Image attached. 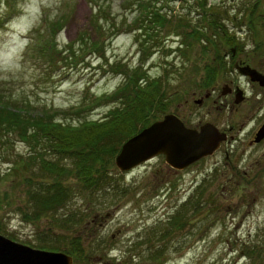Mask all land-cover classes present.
I'll return each instance as SVG.
<instances>
[{"label":"rangeland","instance_id":"1","mask_svg":"<svg viewBox=\"0 0 264 264\" xmlns=\"http://www.w3.org/2000/svg\"><path fill=\"white\" fill-rule=\"evenodd\" d=\"M208 3L214 21L195 23L193 0L144 4L139 0H0V92L11 101L9 107L29 109L32 114L47 110L53 113L52 119L63 123L103 118L120 104V98L109 99L112 92L125 86V78L129 80L112 67L119 63L159 79L152 85L158 88L157 96L146 105L151 123L173 114L185 126L196 128L198 119L216 116L212 119L222 125L236 124L233 130L239 140L230 147L231 162L225 164L223 151L215 152L218 148L177 171L162 155L123 172L112 162L108 170L112 183L128 192L119 195L109 186L111 190L95 193L91 201L78 183L71 202L56 215L68 213L67 208L80 221L63 225L53 213L30 219L26 182L28 176L35 179L36 175L22 168L33 141L15 134L3 136L0 139H7L0 141V234L30 247L56 234H62L61 247L80 239L73 264H264V147L249 146V134L238 129L244 118L264 115V94H258V81L234 67L242 60L243 65L264 72V0ZM146 6H150L149 14L162 6L168 15L176 16L162 28L155 24L149 29L143 19ZM184 8L191 9L189 23L180 19L188 10ZM122 20H126L123 27L119 26ZM133 20L129 29L126 24ZM52 27L58 28L54 37ZM193 30H197L194 36ZM154 37L160 38V45L150 47L142 60L141 39L151 46ZM82 39L86 45H80ZM233 48L237 50L234 58ZM205 74L216 80L208 90L217 87L212 98L232 82L247 96L260 97L257 108H249L252 100L235 102L233 96L217 98L219 102L226 99L228 107L209 111L210 101L198 105L195 100L203 98L209 86L204 84ZM139 84L145 87L148 82ZM80 108L84 110L78 117L74 111ZM190 110L196 122L189 124L181 115ZM19 160L21 168L15 169L14 162ZM195 200L199 205L193 209L189 206ZM186 210V219L174 231L169 246L165 241L154 243L168 246L167 251L157 260L149 259L144 235L161 233L160 226L174 213Z\"/></svg>","mask_w":264,"mask_h":264},{"label":"trees","instance_id":"2","mask_svg":"<svg viewBox=\"0 0 264 264\" xmlns=\"http://www.w3.org/2000/svg\"><path fill=\"white\" fill-rule=\"evenodd\" d=\"M139 1L141 4H144L148 0ZM193 2L196 4L194 6L195 10H193L196 13L195 23L204 21L207 18L209 20L212 18V21H214L213 12L208 9V0H193ZM101 7V5L98 6V8ZM149 7L146 6L143 16V19L149 22L147 24L149 29H154L155 24L162 28L166 26L165 23L167 21L170 22L171 18L176 16L172 12L168 15L161 8L162 6L155 7V10L150 12L152 14H149ZM184 11V13L180 14L182 16H180V19L185 20L186 18L189 23L190 20L188 18L191 17V9ZM223 14L229 18L226 12H223ZM94 18H98V13L95 14ZM125 21L122 20L119 26L123 27ZM134 21L126 24L129 29L132 27ZM57 29L56 31L55 27L50 29L53 37ZM193 31L194 36L197 30ZM141 36L144 37L143 34ZM159 39V37H154L151 46H147L148 40L141 39L142 60L149 55L150 50L148 49L150 47L153 45L158 47L160 45ZM98 41L99 38L93 42V45ZM204 41L205 39L202 38V42ZM86 42L87 40L82 39L80 45H86ZM43 50H45V47H43ZM46 50H48L47 47ZM112 67L121 70L124 75H128L129 80H127L128 77L125 78V86L123 85L124 87L122 86L120 89L112 92L109 97L110 100L111 98L112 100L120 98L118 100L120 104L112 106L108 110L107 115L97 120L85 119L77 124L69 123V120L66 121L67 123H63L59 118L52 119L53 113L49 114L47 110L42 112L43 114H32L29 109L11 108L9 107L11 101L0 92V138L3 136L8 137L9 134H15L23 140L33 141L30 145L31 149L28 153V160L22 168L25 171H30L31 175H36L35 179L28 176L26 182L28 186L27 204L30 210V219L40 220L48 218L50 216L48 214L53 213L56 216L55 219L59 220V223L63 225L71 221L79 222L80 218L75 220V215H69L71 211L67 208L68 213L56 215L67 207L68 202H71V195L78 183L81 184L79 190H84L86 196H90L91 201L96 199L94 197L95 193L105 194L108 190H111L107 188L109 186L113 188V191L119 192V195H125L128 192L124 186L112 183L108 170L112 162L114 163L113 159L118 154L123 142L151 123V120L146 117L147 107L150 100L154 99V96H157L158 88L154 86L152 89V85L157 83L156 81H159V79H149L138 68H126L124 64L118 63ZM208 74L210 73L208 72ZM139 82L144 84L148 82V84L142 87ZM149 87L152 90H149ZM83 110V108H80L74 111V113L80 117L82 115L80 112ZM128 127H131L130 131L125 129ZM5 139L7 138L0 139V141ZM21 163L23 162L20 160L16 161L13 166H15V169H19L21 168ZM70 178L77 181L69 182L68 179ZM191 200L192 197L190 198ZM198 202V200H195L194 203L192 201L189 207L193 209L197 208ZM187 212L188 210L185 213L182 211L174 213L166 225L160 226L162 229L161 233L151 231L147 236L144 235V239L146 240L144 243H153L152 245H147L150 248L147 252L149 259L157 260L160 255L167 251L170 238L174 231L179 229L182 220L185 221L186 218L184 217H186ZM61 235L56 234L54 238H49V241H47L48 239H39L40 242L34 245V247L52 251H63L76 258L79 255L78 247L80 239H75L72 243L61 247L59 246V243L63 240ZM10 236L15 238L12 234ZM162 241L168 243L166 248L165 245L154 244L155 242ZM97 245L101 246L100 244Z\"/></svg>","mask_w":264,"mask_h":264},{"label":"water","instance_id":"3","mask_svg":"<svg viewBox=\"0 0 264 264\" xmlns=\"http://www.w3.org/2000/svg\"><path fill=\"white\" fill-rule=\"evenodd\" d=\"M238 71L251 81L264 84V76L258 70L244 65ZM241 99L242 91L236 90L235 102ZM262 137L264 124L256 140ZM224 139L225 133L211 123L187 127L176 115L167 114L128 138L115 156L114 165L121 172L128 171L162 155L168 166L180 170L212 154ZM0 264H73V257L61 251L30 247L0 234Z\"/></svg>","mask_w":264,"mask_h":264},{"label":"flooded vegetation","instance_id":"4","mask_svg":"<svg viewBox=\"0 0 264 264\" xmlns=\"http://www.w3.org/2000/svg\"><path fill=\"white\" fill-rule=\"evenodd\" d=\"M140 48H141V46H140ZM233 50H234V48L232 49V52H231V55H233L232 58H234V56L236 54V51H237V50H234V51ZM234 62H235V59H234ZM243 64H244V61L238 60V62L234 63V67L238 71V68L240 66H244ZM260 73L264 76V72L261 71ZM205 76H206V79H205L204 84L205 85L208 84L209 86L206 85L205 90L207 89V92L204 94V97L195 100V102L198 105H200V106L204 105V104L206 105V103L208 101H210V103L208 104L209 105L208 106L209 107V109H208L209 111L213 110L214 107L218 108V106H220V105H222L224 107H228L229 102L226 99H224L222 102H219V101H217V98H219L221 96H223V97H226V96L235 97V91L236 90H240V91H242V102L243 101L250 102L252 100V105L249 108H255V109L257 108L256 104L260 101V97L256 96L255 98H253V96L252 97L247 96V94L243 90H241L237 85H233L232 82L227 83L226 86L223 88L222 92L226 91V94H222V92L220 90L221 94L218 93L215 98H212L213 94L216 92V88L217 87L215 89H211L212 92H209L208 90H209V88L214 87L213 84H214V82L216 80H214V81H213V79L209 80V75L207 76L205 74ZM195 84H196V86H198L197 82H195ZM257 84H258V87L261 88V90H258V94L259 95L260 94H264V84L261 85L259 82ZM198 94L200 95V94H202V92L198 91ZM165 97H166V94L163 95L164 102H165ZM230 99H231V97H230ZM185 101L188 104L187 100H185ZM259 109H261V107ZM196 115H197V113H196ZM194 116H195V113H193L190 110L189 113H184L183 115H181V118H185V119H182V120L184 122L187 121L186 123L190 124V123H193V122L195 123L196 122L193 119ZM215 117H211V119L200 118V119L197 120L198 122L194 124V127L199 128L203 123L210 122L215 127H217L220 131L225 133V139L220 142V145H219L218 149L215 151V152H217V151H221L222 152L223 151V154H224L223 155V163L225 164L228 161L231 162L230 155H232L233 149H231L230 147H232V145L234 143L239 141L238 138L235 136L234 130H233V129H236V124L233 122L232 124L228 123L226 125H222L220 121H217L216 119H212V118H215ZM242 118H244V117H242ZM263 124H264V115L262 117L256 115L253 118L251 116H248L247 118H244V122L242 124H240V126H238V129L243 130V132L245 131V132H247L249 134V138L247 140V143H248L249 146H263L264 147V137H262L259 140H256L257 133H258L259 129L262 127ZM243 125H244V127H243ZM236 157H238V153H235V159H236ZM171 169L177 171L174 168H171ZM244 173L248 174V171H246V172L244 171ZM145 245L146 246L147 245H151V242L149 244L145 243Z\"/></svg>","mask_w":264,"mask_h":264}]
</instances>
